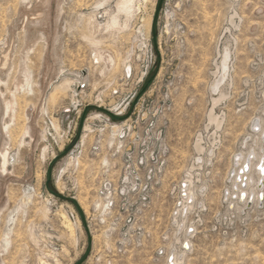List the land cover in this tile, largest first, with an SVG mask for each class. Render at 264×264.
Returning <instances> with one entry per match:
<instances>
[{
    "label": "rangeland",
    "instance_id": "rangeland-1",
    "mask_svg": "<svg viewBox=\"0 0 264 264\" xmlns=\"http://www.w3.org/2000/svg\"><path fill=\"white\" fill-rule=\"evenodd\" d=\"M115 1L0 0V264H76L88 248L82 264H164L173 251L180 264H264V201L229 202L234 155L264 150V140L251 129L254 120L264 121V0H163L155 44L151 23L158 0H136L127 28L102 35L98 43L114 59L106 64L94 59L85 38L87 19L96 15L103 25L115 14ZM42 16L45 25L29 28ZM124 20L120 15V24ZM137 32L153 54L142 84L155 72L139 91L144 102L138 109H146L162 130L168 153L153 164L159 172L146 209L109 214L97 207L96 163L68 160L52 136L66 128L61 109L72 86L85 84L86 98L99 95L101 108H113L109 92L121 62L143 57ZM225 49L228 72L221 88L229 96L214 109L223 116L215 131L207 116L216 97L214 70ZM23 67L29 76L20 89ZM64 79L70 88L51 101ZM11 100L13 111L6 113L4 104ZM198 136L200 156L194 150ZM187 174L193 207L181 215L180 186ZM48 179L61 196L74 197L77 207L49 194ZM186 228L192 229L189 238ZM186 239L191 248L183 252Z\"/></svg>",
    "mask_w": 264,
    "mask_h": 264
},
{
    "label": "built area",
    "instance_id": "built-area-1",
    "mask_svg": "<svg viewBox=\"0 0 264 264\" xmlns=\"http://www.w3.org/2000/svg\"><path fill=\"white\" fill-rule=\"evenodd\" d=\"M137 35L141 38L139 50L143 57L137 62L132 58L121 62L109 92L115 103L113 108H101L99 95L93 101L86 98L85 84L72 86L75 89L71 90L70 100L61 109L66 128L52 136L53 141L57 140L66 149L80 128L66 157L74 163L80 160L96 163L92 175L97 178V207L109 214L146 209V194L152 188V178L159 172L153 164L164 162L163 157L168 153L162 130L147 116L146 109H138L144 102V93L139 95V91L151 71L153 54L148 40L141 32ZM73 173L70 167L67 174ZM70 220L79 222L77 214L75 217L70 213Z\"/></svg>",
    "mask_w": 264,
    "mask_h": 264
},
{
    "label": "bare ground",
    "instance_id": "bare-ground-1",
    "mask_svg": "<svg viewBox=\"0 0 264 264\" xmlns=\"http://www.w3.org/2000/svg\"><path fill=\"white\" fill-rule=\"evenodd\" d=\"M24 1L25 0H22V4H24ZM135 1L136 0H117V1H115L116 2L115 3V9H116L115 14L110 15L109 18H107V20L105 21V23L103 25H101L97 22V20L95 19L96 15L95 16L94 15L89 16V18L87 19V30H86L87 35L85 36V38L89 41L91 47L93 48L94 59L96 61H104V63H106V64L114 63V59L111 56V54L101 50L99 48L98 43H100L102 35L108 34V35L113 36L114 34H117L119 31H122L123 29L127 28V22H128L127 20L129 18V16L132 15V13H133ZM103 2L99 3V6H101L103 4ZM120 15H124V17H125V20L122 24H120V22H119V16ZM229 21H230L229 24H231L232 17ZM46 23H47V18L45 16L44 17L42 16L41 20L31 21L29 24V28L30 27L35 28L37 25L38 26L39 25H45ZM232 23H234V22H232ZM22 26H23V24H22ZM227 60H228V52H227V49H225L223 52V56L221 58L220 64L216 65V67H215L216 70L213 69L215 71L214 72L215 80L212 82L211 92L213 94H215L216 97L212 98V100H211V107L208 111V116H207V122H208L207 126H213L215 131L221 127V125L223 123L222 122L223 116L221 114L220 115L222 117L219 115H216L214 113V109L219 103L224 101L229 96L228 92L224 88H221V85L224 82L225 76L228 72V67H226L227 63H228ZM4 64H6V62ZM19 75H20L19 76V84L18 83L17 84L20 85L23 82L26 84L27 83L26 80L29 76L27 68L23 67V69L21 70ZM70 83L71 82L68 79H64L58 86H56V88H54V92L51 93V101H53V99L55 100L56 95L59 94V92H65L67 89H69ZM19 87L21 89L22 84ZM14 102L15 101L11 100L10 102L4 104V109H5L6 113L13 111ZM7 127H5V128H7ZM251 129L253 131V134L254 133L259 134L258 135L259 141L264 140V121H260L258 119L254 120L251 124ZM201 141H202L201 137L198 136V138H196L195 143H194V150L196 151L198 156H200V154L204 151ZM262 142H264V141H262ZM1 156H2L1 157V159H2V170L4 171V167L7 166L6 163H8L7 159H6L7 158L6 152L2 153ZM201 160H202L201 157L196 158L197 162H200ZM199 164L200 163H197V167H200ZM231 164L234 165L235 169H234V173L231 176H229V177L233 178L232 186H231L232 191H230L231 193H230V197H229V202L236 200L237 203L242 204L243 206H247V203L249 201H252V202L255 201V204L258 205L259 204V194L264 193L263 192L264 191V172L262 173L261 170H258V165H261V167L264 168V150L256 153L255 149H251L248 153H246L244 155L243 154L234 155ZM245 166L247 167L246 171H244ZM190 169L192 171L194 169V165H192V167ZM239 170H241L242 172L240 173ZM191 183H192V178L190 175L187 174L186 181L183 183V188H184L183 193L184 194L182 195V193H179V194H181V196L179 195L181 200H180V205H178L179 206L178 211L181 212V215H182L183 211H187V209L190 210L193 207L192 201H193L194 195H193V192H191V188H190ZM242 192L244 194V197H243V199L240 200L239 196ZM233 195H234L235 199L232 197ZM78 202L80 203V200H78ZM63 216H62V219H63ZM64 218H66V217H64ZM180 227L181 228L183 227V222L181 223ZM70 228H72V227H70ZM187 230H188V228H186L184 230V237L189 238V235L187 233L192 232V229H189L188 231ZM69 231H70L71 235L74 233L73 230H71V229ZM178 235H179V233H178ZM178 235H176V238H175L177 241L179 240ZM183 243L187 244L188 250L182 248ZM180 247L183 250V252H187L191 248V243L188 239H186L185 241L183 240L180 243ZM164 264H180V262L177 260V257H176V254L174 251L171 254H169V253L167 254Z\"/></svg>",
    "mask_w": 264,
    "mask_h": 264
},
{
    "label": "water",
    "instance_id": "water-1",
    "mask_svg": "<svg viewBox=\"0 0 264 264\" xmlns=\"http://www.w3.org/2000/svg\"><path fill=\"white\" fill-rule=\"evenodd\" d=\"M162 2H163V0H158V2H157V6H156V9H155V12H154L153 20H152V23H151V37H152V40H153V43H154V44H155L154 41H155L156 36H157L156 23H157V19H158V14H159V12H160V10H161V7H162ZM154 50H155V52H156V47H154ZM154 74H155V72H153L152 74H150V76H149L148 79L146 80L145 84L143 85V90H145V89L147 88V85H148V83L150 82V80L154 77ZM88 110H89V108H87V109L85 110V112H87ZM79 133H80V128H79L78 131H77L76 138H75V139L72 141V143H70L69 146L65 149V152H68V150H69L70 148H72V146L75 144L76 139H77ZM246 170H247V167L245 166L244 171H246ZM258 170H261L262 173L264 172V168L261 167V165H258ZM239 172L241 173L242 171L239 170ZM231 175H232V173L230 174V176H231ZM45 188H46L47 192H48L49 194H51L52 196L58 198L59 200H63V201H66V202H68V203H71V204H73V205H75V206L77 207V204H76V202H75L73 199H71V198H67V197H64V196H61V195L56 191V189H55L54 186L52 185V181H51L50 179H48V180L45 182ZM243 197H244V194H243V192H242V193L240 194V196H239L240 200L243 199ZM263 201H264V195H263L262 193H260V194H259V204H262ZM251 204H252V201H249V202L247 203L248 206L251 205ZM183 247H184V249H187V250H188V246H187L186 243L183 244ZM89 251H90V249L88 248L86 254H85V255H84V256H83V257H82V258H81L76 264H82V263L85 261V259L87 258L88 254H89Z\"/></svg>",
    "mask_w": 264,
    "mask_h": 264
}]
</instances>
